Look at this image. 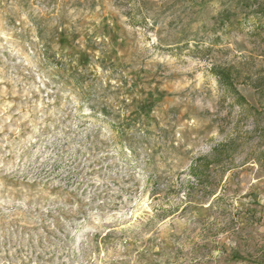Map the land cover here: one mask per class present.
<instances>
[{
    "label": "rangeland",
    "instance_id": "rangeland-1",
    "mask_svg": "<svg viewBox=\"0 0 264 264\" xmlns=\"http://www.w3.org/2000/svg\"><path fill=\"white\" fill-rule=\"evenodd\" d=\"M0 264H264V0H0Z\"/></svg>",
    "mask_w": 264,
    "mask_h": 264
},
{
    "label": "trees",
    "instance_id": "trees-1",
    "mask_svg": "<svg viewBox=\"0 0 264 264\" xmlns=\"http://www.w3.org/2000/svg\"><path fill=\"white\" fill-rule=\"evenodd\" d=\"M211 73L214 75L218 85L223 91L234 95L236 99H240L241 102H245V98L238 92L236 88L235 79L230 67H212Z\"/></svg>",
    "mask_w": 264,
    "mask_h": 264
}]
</instances>
